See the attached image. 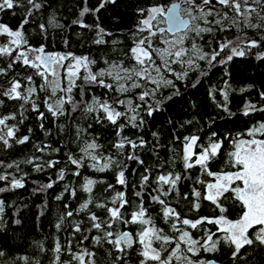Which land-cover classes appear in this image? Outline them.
Masks as SVG:
<instances>
[{"label": "trees", "instance_id": "trees-1", "mask_svg": "<svg viewBox=\"0 0 264 264\" xmlns=\"http://www.w3.org/2000/svg\"><path fill=\"white\" fill-rule=\"evenodd\" d=\"M174 1H182V7L191 5L195 10L191 26L181 32L186 53L176 57L172 52L167 56V66L159 64L165 81H172L171 84L154 83L135 75L140 66L131 49L149 37L151 45L146 40L143 47L153 55L158 48L162 50V37L168 35L160 30L165 26V18L155 20L158 31L154 36L149 35L142 21L150 7L167 9ZM13 3V8L0 10V25L12 31L21 30L26 43L17 45L8 54L0 53V119L5 121L0 124V136L4 138L0 140V176L6 177L0 180V188L5 189L0 192L3 201L0 264H141L139 241L129 248L122 243L123 251L109 241L122 232L137 233L146 225L159 230L162 236L172 235V224L178 221L164 216L165 206L175 209L181 221L202 216L234 218L241 214V204L231 191L215 203L205 198L207 185L215 177L199 165L186 169L184 145L185 137H198L193 148L198 154L211 142L222 141L217 155L208 162V171L238 170V166L230 163L235 142L252 138L248 131L264 124V0H247L252 11L248 17L237 11L232 2L222 5L219 0H210L208 4L204 0H13ZM200 7L211 14L203 16ZM25 20L27 23H23ZM199 28L212 31L197 34ZM240 37L247 41L243 47L245 55L221 63L231 54L228 48L221 51L220 45ZM5 39L6 34H0L2 43ZM97 40L102 42L96 43ZM252 40L257 41L256 47L248 46ZM194 45L202 55H208L204 59H200L201 54L194 55L195 59L189 63L188 47L191 53ZM40 47L44 52L88 57L94 62L90 63L89 71L95 74L104 70L106 74L98 76L97 82H86L84 77L89 71L83 70L66 95L62 109L52 108L56 111L53 115L48 105L61 97V89L53 93L48 80L38 75L37 69L23 64V58L16 59L25 53L30 61L34 60L38 53L30 49ZM214 52L219 55L209 62ZM157 59L160 60L158 52ZM113 66L121 69V79L107 74L106 69ZM43 70L42 66L39 71ZM136 78L139 80L133 82ZM100 79L112 87L101 86ZM124 80L128 85L121 91L119 86ZM14 82L20 83L22 95H28L29 88L35 89L27 102L13 98L14 94L5 95ZM133 84L138 86L132 87ZM150 84L154 85V91H149ZM145 92L149 95L141 100ZM97 101L109 103L123 115L112 123L102 109L97 110ZM249 105L254 109L248 108ZM150 107L155 109L152 115H148ZM9 129L12 136L7 135ZM213 133L216 135L212 136ZM256 137L264 138V133H256ZM122 141L124 146L118 147ZM128 141L137 146L133 148ZM92 143L97 147L88 149L90 155H86L82 150ZM92 156L97 159L93 161ZM69 157L81 164L73 165ZM195 159L194 155L189 162ZM49 162L55 163L49 166ZM106 163L109 167L104 168ZM61 170L63 179L58 178ZM121 171L124 184L117 182ZM168 174L180 176L175 187L159 181V176ZM144 176L147 181H143ZM13 179L21 180L23 187L13 188ZM88 180L94 181L91 191L85 187ZM49 183L52 187L45 188ZM194 192H200V197ZM117 193H123V200L127 201L122 208L121 200L113 203ZM152 197H159L164 204ZM85 203L88 207L81 209ZM196 203L200 205L198 209L194 208ZM113 207L120 208L121 219L116 222L108 212ZM141 207L145 210L143 219L150 221L148 224L124 222L131 221L132 214ZM92 215L97 217L95 221ZM94 223H100L101 229L94 228ZM208 226L210 230L216 228L215 224ZM255 228L249 231L253 243L248 247L245 264H264L261 251L264 244L255 239ZM109 231L113 236L105 238L104 233ZM95 237L101 238L98 243ZM216 251L211 256L218 259H224V254L230 252L223 247ZM78 256H83V260L75 258Z\"/></svg>", "mask_w": 264, "mask_h": 264}, {"label": "snow or ice", "instance_id": "snow-or-ice-1", "mask_svg": "<svg viewBox=\"0 0 264 264\" xmlns=\"http://www.w3.org/2000/svg\"><path fill=\"white\" fill-rule=\"evenodd\" d=\"M31 2V0H30ZM205 4L210 3V0H204ZM219 3L222 5H229L230 0H219ZM35 7L39 8V5H34ZM14 7L13 0H0V10H4L5 8L11 9ZM103 7V4L101 5ZM235 9L239 11L240 5L239 3H236L234 5ZM87 11V9H85ZM211 14L206 13V15ZM83 15V13H82ZM167 16L169 22L173 25V27H180L182 25L186 24V21L182 19L181 16H179L176 13V8L173 6L171 10H168L167 12L165 9L161 7H153L150 9L149 12V18L142 21V24L146 26L149 30H151L154 25L152 24L153 20H156L158 16ZM207 22V21H206ZM23 23H27L25 20ZM23 23L21 24L20 28H23ZM219 23V21H217ZM43 27V26H41ZM254 27H258L254 26ZM103 31L102 29L100 30ZM197 34L201 32H210L212 31L211 28H199L196 30ZM0 32L6 33L10 37H14L15 39L12 40L13 44H21L26 43V41L23 40V35L21 30L12 31L10 30L6 25H0ZM151 36H154V32H150ZM147 40L148 44L151 45V39L149 37H145L144 39H141L137 46L132 48L131 51L134 54L135 60L140 65H144L145 61L151 62L152 58L150 55V52L148 48L142 47L145 44V41ZM101 40H97L96 43H101ZM232 44V41H228L226 43H222L220 45V50L223 51L225 48H228ZM249 47H256L257 41L252 40L248 42ZM195 48V46H193ZM32 52L39 53L35 56L34 60H29L27 55L25 53H21L19 56L16 57L17 60H20L23 58V64L30 65L32 68L37 69V74L44 77L45 80H47L46 73L50 72L53 76H56V66L63 67V61L68 59V57H72V59L75 61L74 64H70L67 67V73H68V87L64 89L67 92H71L72 88L75 87V79L77 78L78 70L83 67L85 69L88 68L90 63H94L93 61H89L88 57H75L72 56L71 53L67 55L62 54H53V53H45L44 48L40 47L39 49H30ZM161 51L163 55L170 56L172 55L171 52H169L167 49L158 50ZM186 50L181 49L180 51H176L174 55L176 57H180L182 55V52ZM10 52V49L7 47H0V53L8 54ZM208 54H204L200 56V59H204ZM219 55V52H214L211 54L210 61H213L216 59V56ZM245 52L243 48H240L239 50L237 47H231V55L227 56V59L225 61H221V63H226L227 61H230L233 56H244ZM264 56V54H262ZM189 63H192V61H189ZM43 66L44 71H39L41 67ZM165 66H167V61L165 60ZM157 73H159V67L155 69ZM2 71V70H0ZM127 72L128 70H124ZM148 69H142L140 72H136L135 75L142 76L145 72H147ZM105 71L101 70L98 73H92L91 71L88 72V74L84 77L86 82H97V77H103L105 75ZM108 75H112L111 72L107 73ZM116 80L121 79L119 75L115 77ZM128 79H131V76L128 77ZM28 80H31V77H28ZM155 83V80L153 81ZM51 83V82H49ZM98 83L101 86L109 87L111 88L112 85L105 84L103 79H100ZM166 84H171L172 81H165ZM137 84H133L132 87H137ZM21 87L19 82H14L11 89L8 90V92L5 93V95L13 96V98H20L24 99L26 102L29 99L31 93L35 91L34 88H29L28 95H22L19 91H17ZM56 87H59V84L57 83ZM120 90L125 91L124 85H120ZM53 93H55V88L53 89ZM149 93L145 92L140 96V99L143 100L145 96H148ZM264 95V94H262ZM62 109L63 106V100H60L57 102ZM118 103L123 104L124 101H118ZM130 103V102H129ZM98 109H102L103 112L106 114V117L109 121L112 123L116 122V119L123 115L122 113L115 111V109L111 108L110 105L105 103H100L97 101ZM33 107L35 108V104L33 103ZM159 107V104H157V108ZM248 108H253L254 106H247ZM49 111L53 112V115H56V111H53L52 105H48ZM91 106L89 107V111H91ZM155 109H152L151 107L148 110V115H152V112ZM264 110V109H262ZM57 111H60L58 109ZM60 114H63L61 111ZM247 114V111L245 112ZM43 115V114H41ZM4 119H0V124H4ZM256 133H264V124H260L257 127H253L250 129L247 133L248 136L252 137L251 139H239L235 142V151L230 153V163H234L236 166H238V170L236 171H228V172H222V173H214L211 171H208L207 165L208 162L211 159H214L217 155L219 149L222 146V141H215L211 142L208 147H204L203 150L200 153H195L193 151L194 146L196 145V142L198 140V137L192 136V137H185V145H184V156L183 160L185 162L186 169H190L196 165H199L201 169L207 171V174L210 176H215L216 181L215 183H209L207 185V194L205 198L209 201L216 202L217 198L222 196L225 192L231 191L234 193L235 198L240 202L241 207L243 209V213L240 216L239 219L236 220H229L224 216H221L219 218H213L209 219L207 217H202L200 219H197L195 221L189 220L187 218H184L182 221L180 220L179 214L176 213L175 209L171 207L165 206L164 209V216L167 217H174L178 222L182 223L183 225H189L192 229H197V227L201 224H203L205 221L210 224H216L220 225V231H223L225 233L223 240L226 243H229L231 245L235 246V251L239 252V250L244 245H251L253 243V240L249 238L248 236V230L250 228H253L256 225H262L264 226V139H257ZM8 136L13 135V131L9 129ZM216 134L213 133L212 136H215ZM4 139L2 136H0V140ZM27 137H24V140H27ZM211 139V138H210ZM23 143L24 141H20ZM132 145L133 148H135L137 145L132 142L128 141ZM141 144H143V141H141ZM118 147H123L124 143L123 141L117 145ZM97 145L95 143L89 144L86 146L85 149L82 151L85 152L86 155H90L88 153V149H94ZM196 156V159L194 162L192 161V157ZM136 157H129V159H135ZM70 162L73 165H80L81 161H78L76 159H72L69 157ZM91 159L95 161L97 159L96 156H92ZM55 162H49V166H53ZM104 168L109 167V164H104ZM39 170V168H38ZM63 170L59 173L58 178L63 179ZM6 179L4 176H0V180ZM159 181L163 182L164 184H170L172 187H175L177 181L180 179L179 175L172 176V174L168 175H161L158 177ZM148 177L144 176L143 181H147ZM117 182L120 184H124V173L121 171L118 174ZM239 182V183H236ZM94 183L92 180H88L86 184V190L91 191V185ZM236 183V186L233 187V184ZM13 188L16 187H23V184L21 183V180L13 179L12 185ZM45 188L52 187V183H49L44 186ZM5 191V189L0 188V192ZM167 195V193H164ZM123 193H117L115 197H113V203L117 201V199L121 200L120 208L123 207L124 203H127V201L123 200ZM139 196L140 193H137ZM194 195L196 197H200V192H194ZM154 200H159V197H152ZM161 204H164L163 200H159ZM3 201H0V212L3 211ZM101 206V205H98ZM88 207V204L85 203L81 205V209H85ZM200 207L199 203L194 204V208L198 209ZM120 208L113 207L111 209H108V212L110 214V217L113 218V221H119L121 219V213ZM221 211L223 212L224 209L221 207ZM69 216L72 215L71 212L68 213ZM145 215V210L143 207L140 208L139 212L133 213L131 217V221H124L125 223H136L139 222L141 224H148L150 221L143 219ZM91 219L95 221L97 217L95 215L91 216ZM59 228L60 225H57ZM93 227L96 229H101L100 223H94ZM109 227L111 225L109 224ZM172 228L174 231L179 232L180 235L176 242V248L172 251V253L169 255V257L166 260L161 259L160 251H158L155 248L151 247V238L154 237L156 240H160L163 243L167 244L170 243L171 239L168 236H162L159 234V230H156L155 228H143L142 231L139 233L140 236V243L144 245V250L142 252V256L145 258V261L152 260V261H158L159 264H170L173 257H175L177 260H187V264H194L193 261L188 259L187 257H182L180 255H177V252L180 250L181 243L187 245L186 251L196 254L199 250L198 246L200 248H203L205 251H216L217 245L220 243V239L213 240V236L215 233L207 234L206 237H202L203 244H201L200 239H194L192 238L190 232L186 230H182L180 228H177L176 223L172 224ZM77 231H79V227L76 228ZM105 238L112 237L113 233L111 231L104 233ZM95 241L98 243L100 241V237H95ZM255 239L260 241V243L264 244V227H260L258 231L255 233ZM112 243L115 247L120 248V245L122 243L126 244L127 247H131L133 244V239L131 237L130 233L122 232L117 234L116 238L114 240L109 241ZM57 251H59V244H57ZM121 251H123V248H120ZM235 255V253H233ZM76 259L83 260V256L75 257ZM145 261H142L141 264H145ZM195 264H204L203 261L195 262Z\"/></svg>", "mask_w": 264, "mask_h": 264}, {"label": "rangeland", "instance_id": "rangeland-1", "mask_svg": "<svg viewBox=\"0 0 264 264\" xmlns=\"http://www.w3.org/2000/svg\"><path fill=\"white\" fill-rule=\"evenodd\" d=\"M186 1H189V0H186ZM230 2H232L233 4H236V3H239V5H240V8H239V10H240V12H243L244 13V15L245 16H250L251 15V10H250V8H251V5L250 4H248L247 3V0H240V2H238V0H230ZM157 7V6H156ZM158 7H160V6H158ZM151 8H153V7H150L149 8V11H148V15H147V17L145 18V19H148L149 18V12H150V9ZM162 8V7H161ZM164 9V8H163ZM202 8L200 7V10H201ZM165 11H166V9H165ZM194 8L191 6V5H188L187 7H182V12H183V14L184 15H189L190 17H192L193 15H194ZM202 11H203V9H202ZM207 12H205V11H203V16H205V14H206ZM159 17H161V16H158L157 17V19L159 18ZM164 18H165V16H163ZM144 19V20H145ZM157 21V20H156ZM156 21L155 20H153L152 21V24L154 25L155 23H156ZM156 24H158V23H156ZM162 24H164V23H162ZM162 24H159V25H162ZM146 27V26H145ZM147 28V27H146ZM194 28V27H193ZM148 29V28H147ZM157 31H158V27H153L151 30H149L148 29V33H149V35H150V32H154L155 34L157 33ZM0 34H2V32H0ZM6 34V33H5ZM159 37H162V35H160ZM13 39H15L14 37H10V36H8L7 34H6V41L4 42V43H2L1 42V40H0V47H7V48H9L10 50L11 49H13L14 47H16L17 46V44H13L12 43V40ZM162 40L164 41V45H163V47H162V50L163 49H167L169 52H173V53H175L176 51H180L181 49H184V50H186V48L184 47V45H183V43H184V37L182 36V34L181 33H178V34H176V35H166V37L165 36H163L162 37ZM232 41V44L228 47V50H229V53L231 54V47H237V49L239 50L240 48H243L244 47V45H246L245 43L247 42L243 37H240V38H235V39H233V40H231ZM19 45H21V44H19ZM195 46V45H194ZM143 47V46H142ZM193 47V46H192ZM191 48V47H190ZM160 48H158V50H159ZM149 50V49H148ZM156 51V50H155ZM149 52H150V50H149ZM157 52H158V54L160 55V60L159 59H157ZM156 52V55L154 54L153 55V53H151L150 52V55H151V58H152V60H151V62H149V61H145V64L144 65H140L139 64V66H140V68L138 69V71L137 72H140L142 69H148V71L147 72H145L142 76H144V78L145 79H148V80H150V81H154L155 80V82H160V81H165V76H164V73H163V71H162V69H161V67L159 66V64H165V60L167 61V56H165V55H163L162 54V52L161 51H157ZM184 53H186V51H184V52H182V56H183V54ZM39 54V53H38ZM37 54V55H38ZM53 54H62V55H67V54H69V53H63V52H53ZM197 54H203V52L200 50V49H198L197 47H193V50H192V52L190 53V49H189V47H188V52H187V59L188 60H190V61H193L194 59H195V56L194 55H197ZM27 55V54H26ZM72 56H75V57H84V56H80V55H73L72 54ZM28 57V56H27ZM75 63V61L72 59V57L70 56V57H68V59H66L65 61H63V67H61V66H56V73H57V75L56 76H53L50 72H48V73H46V75H47V80H48V82H51V83H49V85L51 86V88L52 89H54L55 88V92H58L59 91V89H61V97H56V99H54V101H53V103H50V105H52V108L54 109V110H57V109H59L61 106L57 103L58 101H60V100H63V102H65V100H66V98H68V96H66L67 94H68V92L67 91H65L64 89H66L67 87H68V73H67V67H68V65H70V64H74ZM89 66H90V64H89ZM89 66H88V68L87 69H85V68H83V67H81L79 70H78V74H77V77H78V75L83 71V70H87V71H89L90 69H89ZM157 67H159V73H157V71L155 70ZM44 71V70H43ZM106 71H108V72H111L112 73V75L113 76H117V75H119V76H121V69H119L118 67H115V66H113V67H111V68H107L106 69ZM135 78V77H134ZM139 80V78H136V79H133L132 81L133 82H136V81H138ZM168 81V80H167ZM57 83L59 84V87H56V85H57ZM122 85H124V86H127L128 85V83H126V81L124 80L123 82H122ZM149 86H151V89H149V91H154V87H152V86H154L153 84H150ZM17 91H19L20 92V88L17 90ZM103 103H105V102H103ZM94 104H95V102H94ZM108 105H109V103H107ZM95 106H98V104H95ZM257 139H264V138H259V137H256ZM246 139H251V138H246ZM234 171H236V170H234ZM225 172H228V171H225ZM220 173H222V172H220ZM215 177V176H214ZM215 181H216V177H215V179H214V181L213 182H211V183H215ZM208 191V190H207ZM221 197V196H220ZM220 197H218L217 198V200H219V198ZM241 214L240 215H238L237 217H234V218H231V217H227V216H224V217H226L227 219H229V220H236V219H239L240 218V216L242 215V213H243V210L240 212ZM221 216H223V215H221ZM221 216H219V217H221ZM219 217H215V218H219ZM200 219V218H199ZM216 225V224H215ZM254 227H256L255 228V233L258 231V229L260 228V227H264V226H262V225H256V226H254ZM144 228H153L152 226H150V225H146ZM143 229V228H142ZM220 229V225H216V228H214V229H211V230H207L208 231V234H210V233H215V235L213 236V240H216V239H220V242H225L224 240H223V237H224V235H225V233L223 232V231H220L219 230ZM250 229L248 230V236H249V238H250ZM141 232V231H140ZM139 232V233H140ZM254 233V234H255ZM180 235V234H179ZM179 235H178V237H179ZM178 237H177V239H178ZM176 241V240H175ZM226 243V242H225ZM154 244H155V240H153V237L151 238V247L152 248H155V246H154ZM182 246V245H181ZM180 246V247H181ZM199 247V246H198ZM143 248H144V245H143ZM176 248V244L174 243L173 244V249L171 250V252L174 250ZM155 249H157V248H155ZM144 250V249H143ZM158 250V249H157ZM179 252H180V250L177 252V255H180V256H182L181 254H179ZM171 253L169 252L168 254H166L168 257H169V255H170ZM183 257V256H182ZM148 261L149 260H147L146 261V263H148ZM151 261V264H153V261L152 260H150ZM171 261H181V260H177L175 257H173L172 258V260ZM149 264V263H148Z\"/></svg>", "mask_w": 264, "mask_h": 264}, {"label": "flooded vegetation", "instance_id": "flooded-vegetation-1", "mask_svg": "<svg viewBox=\"0 0 264 264\" xmlns=\"http://www.w3.org/2000/svg\"><path fill=\"white\" fill-rule=\"evenodd\" d=\"M166 34L168 35H176L178 33L181 32H176V33H170L169 31L165 30ZM204 217V216H202ZM201 217V218H202ZM200 218V217H199ZM196 218L193 221L199 219ZM176 226L177 228H180L182 230H186L188 232H190L192 238L194 239H200L201 244H203V239H201L202 237H206V235L208 234V231L210 230L207 221H205L203 224L199 225L197 227V229H192L189 225H183L180 222H176ZM208 230V231H207ZM142 231V229L139 230V232ZM139 232L132 234L131 233V237L133 239V244L136 241L140 242V236H139ZM180 233L176 232L173 230V234L172 235H168V237L172 238L170 243H163L162 241L158 242V240L155 239V248L158 249V251H160V255H161V259L162 260H166L168 258V256L166 254H168L169 252H171V250L173 249V244L177 242V237ZM167 236V235H166ZM250 239H252V237L250 236ZM176 240V241H175ZM220 242L217 245V250L220 249V247L226 248L227 250H230L229 254L226 252V254H224L223 257H225L224 259H218L215 256H211V253L213 254V252H217V251H205L203 248H199L198 252L196 254L190 253L186 251L187 245L181 243V247H180V252L179 254H181L183 257H187L188 259H190L191 261L194 262H199V261H203L204 264H207V262L210 259H215L217 262L221 263V264H245V260L248 258V253H249V249L251 248V245H245L239 250V252L235 251V246L231 245L229 243H222ZM140 246V250H139V254L141 255L143 261H145V258L142 256V252H143V244L139 245ZM123 247L129 248L127 247V245H123ZM248 247H250L248 249ZM244 248V249H243ZM261 251H264V246L261 247ZM233 253H235V255H233ZM261 255V254H260ZM262 256V255H261ZM149 264H151V261H148ZM145 261V264H148ZM153 264H159L158 261H153ZM170 264H187V260H181V261H171Z\"/></svg>", "mask_w": 264, "mask_h": 264}, {"label": "water", "instance_id": "water-1", "mask_svg": "<svg viewBox=\"0 0 264 264\" xmlns=\"http://www.w3.org/2000/svg\"><path fill=\"white\" fill-rule=\"evenodd\" d=\"M173 6H175V8H176V13L179 16H181L184 21H186V24L182 25L180 27H173V25L169 22L168 17L165 15L166 25L161 27L160 29L161 30H167L170 33L182 32V31L187 30L191 26V17L189 15L183 14V12H182L183 2L182 1H174V2L170 3L166 9V12L168 10H171L173 8ZM45 53H52V52H45ZM127 233H130V232L127 231ZM207 264H221V263L217 262L215 259H210L207 262Z\"/></svg>", "mask_w": 264, "mask_h": 264}, {"label": "bare ground", "instance_id": "bare-ground-1", "mask_svg": "<svg viewBox=\"0 0 264 264\" xmlns=\"http://www.w3.org/2000/svg\"><path fill=\"white\" fill-rule=\"evenodd\" d=\"M165 25H166V21H165ZM161 30V29H160ZM161 31H165V30H161Z\"/></svg>", "mask_w": 264, "mask_h": 264}]
</instances>
